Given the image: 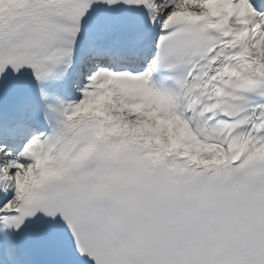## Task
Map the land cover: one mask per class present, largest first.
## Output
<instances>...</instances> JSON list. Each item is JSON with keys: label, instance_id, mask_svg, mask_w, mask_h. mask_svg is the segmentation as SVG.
Here are the masks:
<instances>
[{"label": "bare ground", "instance_id": "6f19581e", "mask_svg": "<svg viewBox=\"0 0 264 264\" xmlns=\"http://www.w3.org/2000/svg\"><path fill=\"white\" fill-rule=\"evenodd\" d=\"M255 1V0H253ZM253 1L248 2L245 16L238 20L242 23L250 22L252 33L249 38L253 52L258 60L264 63V25L256 20L257 8ZM210 0H180L173 5L172 9H180L193 5L202 8L207 6ZM110 78L96 82L93 87L83 93L82 101L70 111V114L103 115L110 119L122 120L126 125H131L137 132H147L154 135L158 142L166 145L171 151L175 148L180 150L182 155H191L196 159L209 161L221 156L222 150L214 145L195 141L187 129L172 114L161 115L158 110L148 108L145 101H128L111 87ZM146 117L147 123L140 124V116ZM15 166L11 170L15 185L25 181L36 165L28 153L17 154L13 157Z\"/></svg>", "mask_w": 264, "mask_h": 264}, {"label": "rangeland", "instance_id": "374dc122", "mask_svg": "<svg viewBox=\"0 0 264 264\" xmlns=\"http://www.w3.org/2000/svg\"><path fill=\"white\" fill-rule=\"evenodd\" d=\"M147 122L146 119H142V123Z\"/></svg>", "mask_w": 264, "mask_h": 264}]
</instances>
